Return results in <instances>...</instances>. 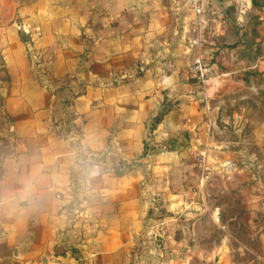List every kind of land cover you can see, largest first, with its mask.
<instances>
[{"label":"crops","instance_id":"crops-1","mask_svg":"<svg viewBox=\"0 0 264 264\" xmlns=\"http://www.w3.org/2000/svg\"><path fill=\"white\" fill-rule=\"evenodd\" d=\"M198 3L0 0V264H264V0Z\"/></svg>","mask_w":264,"mask_h":264},{"label":"rangeland","instance_id":"rangeland-1","mask_svg":"<svg viewBox=\"0 0 264 264\" xmlns=\"http://www.w3.org/2000/svg\"><path fill=\"white\" fill-rule=\"evenodd\" d=\"M261 101L256 104H250L247 103H241L240 107L246 108V115L254 117V126H246L245 131L247 132L248 138H252V133L255 128L259 125H262L261 128V135L258 136L260 143L258 145L254 144L250 146L248 150V155L250 156V159H255L259 163V167H257V173L261 176L263 181V187L262 191L264 192V88L261 90ZM255 112V114H254ZM253 128V129H252ZM201 155V156H200ZM205 157V154L200 153L199 159H202ZM248 224V223H247ZM257 224H264V216H259L257 219ZM243 229H247L246 225L244 224ZM245 231V230H244Z\"/></svg>","mask_w":264,"mask_h":264},{"label":"built area","instance_id":"built-area-1","mask_svg":"<svg viewBox=\"0 0 264 264\" xmlns=\"http://www.w3.org/2000/svg\"><path fill=\"white\" fill-rule=\"evenodd\" d=\"M199 0H194V3H195V10H196V13L198 16H204L206 14V11L205 9L198 3ZM217 12L216 10L214 11H210V15L213 18L212 20L213 21H217L219 17H221L222 15H217ZM240 12L241 14L244 13V7H240ZM211 20V18H210ZM201 21L203 22H199V28L202 27V28H205V27H209L210 24L206 22L205 19H202ZM206 23V24H205ZM205 26V27H204ZM200 42H201V38L200 37H197L195 38L193 41H192V47H196V46H199L200 45ZM191 68V73H192V76L197 78L199 82L201 83H205L208 78H209V69L205 66L204 64V61L203 59L199 56V57H196L193 61V63L191 64L190 66ZM74 213L77 214V215H82L81 211L79 209H74ZM154 227H157V226H150L149 230L147 231L148 235H154V236H158V234H154L153 232V228Z\"/></svg>","mask_w":264,"mask_h":264},{"label":"trees","instance_id":"trees-1","mask_svg":"<svg viewBox=\"0 0 264 264\" xmlns=\"http://www.w3.org/2000/svg\"><path fill=\"white\" fill-rule=\"evenodd\" d=\"M22 37H23V39L26 40V35L23 34ZM161 118H162V115H159V116L156 118V120L159 121V120H161Z\"/></svg>","mask_w":264,"mask_h":264}]
</instances>
